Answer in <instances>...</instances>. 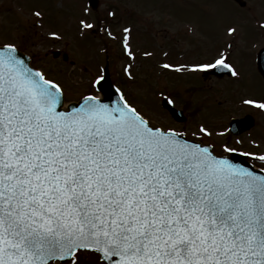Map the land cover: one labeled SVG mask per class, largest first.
<instances>
[{
	"label": "snow or ice",
	"instance_id": "snow-or-ice-1",
	"mask_svg": "<svg viewBox=\"0 0 264 264\" xmlns=\"http://www.w3.org/2000/svg\"><path fill=\"white\" fill-rule=\"evenodd\" d=\"M34 15L39 24L43 13ZM91 17L83 6L80 36L104 31ZM237 31L227 28L233 38ZM122 33L107 31L133 61L124 75L135 79L132 29ZM46 35L54 43L45 54L60 57L63 33ZM234 47L162 68L239 80ZM64 62L77 66L68 53ZM79 72L89 90L71 97L69 80L34 67L17 43H0V264H82L90 256L98 264H264V174L233 159L264 161V151H244L232 128L215 122L165 124L110 81L106 62L96 71L83 62ZM159 97L175 115L171 95ZM243 103L264 110V99Z\"/></svg>",
	"mask_w": 264,
	"mask_h": 264
},
{
	"label": "rangeland",
	"instance_id": "rangeland-1",
	"mask_svg": "<svg viewBox=\"0 0 264 264\" xmlns=\"http://www.w3.org/2000/svg\"><path fill=\"white\" fill-rule=\"evenodd\" d=\"M85 5L87 0H0V43H17L32 57L35 67L43 68L49 76L69 80L71 97L89 90L86 82H77L79 65L87 62L96 71L100 63L109 59L112 78L130 101L178 128H192L201 121L229 126L232 116L255 110L244 104V99L263 98L264 83L252 58L264 45V28L260 27L264 22V0H247L243 9L231 0H100L97 10L91 9V18L95 23L102 21L104 31L97 29L82 37L77 21ZM37 11L43 13L39 24L34 15ZM109 12L115 16H109ZM229 26L237 28L235 38L227 33ZM124 27L132 29L135 79H128L123 73L125 63L133 61L126 57L120 40L107 35L111 30L117 37L122 36ZM54 30L64 35L62 41L55 42L56 48L76 60L75 69L64 62L62 55L45 54L54 43L46 34ZM233 40L231 54L243 60L239 80L226 78L213 83L200 75H180L162 68L164 63H188L209 57ZM168 49L170 52L165 55ZM144 52L151 55L145 57ZM161 91L170 94L175 105L183 108L184 121H176L162 106ZM256 119L257 126L250 134L240 138L232 134V139L242 140L247 148L256 141L259 150L264 151V113L259 111ZM257 164L264 168V161L258 160ZM82 264L98 262L90 256Z\"/></svg>",
	"mask_w": 264,
	"mask_h": 264
},
{
	"label": "water",
	"instance_id": "water-1",
	"mask_svg": "<svg viewBox=\"0 0 264 264\" xmlns=\"http://www.w3.org/2000/svg\"><path fill=\"white\" fill-rule=\"evenodd\" d=\"M236 1H238L242 5L245 4V1H243V0H236ZM88 2H89V5L91 7H93L94 9H97L98 6H99V0H92V3H91V0H88ZM27 56H29V55H27ZM262 57H264V49H262L261 52L259 53V56H258V62H259V64H260V59ZM107 68H108V76H109V79L112 82L111 75H110V72H109V63H107ZM113 97H115V92L114 91H113ZM167 109L171 112L170 108H167ZM172 115H173V113H172ZM173 116L177 120H180V121L185 119V116L183 115V112L181 110H178L177 113L175 115H173ZM240 119H243L245 121L243 125H241L239 123H235L233 120L231 122L232 131L235 132V133H241L244 130L250 128L254 124L253 118L251 116H246V117L240 118ZM233 159L236 162L242 163V164H244L247 167H253L257 172H260V173L264 174V171L261 170V169L255 168L252 165V163L248 160V156L243 155V153H237V154H235L234 157H233Z\"/></svg>",
	"mask_w": 264,
	"mask_h": 264
},
{
	"label": "flooded vegetation",
	"instance_id": "flooded-vegetation-1",
	"mask_svg": "<svg viewBox=\"0 0 264 264\" xmlns=\"http://www.w3.org/2000/svg\"><path fill=\"white\" fill-rule=\"evenodd\" d=\"M233 1V0H232ZM240 7V6H239ZM241 8H245V7H241ZM262 46H264V45H262ZM261 46V47H262ZM253 60H254V66L256 67V69H257V72L259 73V76H260V79L262 80V82L264 83V75L260 72V70H259V66H258V62H257V54L254 56V58H252ZM230 62H233L237 67H238V70L240 71L242 68H243V60L240 58V56H238L237 54L236 55H232V59H231V61ZM209 81H212L213 83L214 82H216V81H219V80H224V79H226V78H231V77H229V76H227V75H224L223 77H221V76H219L218 74H216V73H213L212 74V76L211 77H206ZM206 79V80H207ZM262 83V84H263ZM264 85V84H263ZM263 96V98L262 99H264V94L262 95ZM260 99V98H259ZM255 110L254 111H251V112H249V111H247V112H244L243 113V115H241V114H239V116L238 117H244V116H246V115H249V114H251V115H253L254 117H255V119H256V116H257V114H258V112L259 111H261V113H264V111H262L261 109H258V108H254ZM257 113V114H256ZM256 126H257V119H256V123H255V126L252 128V129H250V130H248V131H246L245 133H243V134H241V135H245V134H250L252 131H253V129L254 128H256ZM241 135H237L236 137H238V138H240V136ZM245 146H247L245 143H243L242 145H240V147H242L243 149H244V151H251V152H262L261 150H259V148L258 147H256V146H253V144H249V146H251V148H247V147H245ZM248 146V147H249Z\"/></svg>",
	"mask_w": 264,
	"mask_h": 264
}]
</instances>
